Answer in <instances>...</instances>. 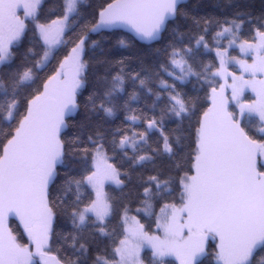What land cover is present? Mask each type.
I'll list each match as a JSON object with an SVG mask.
<instances>
[{
  "label": "snow or ice",
  "instance_id": "snow-or-ice-1",
  "mask_svg": "<svg viewBox=\"0 0 264 264\" xmlns=\"http://www.w3.org/2000/svg\"><path fill=\"white\" fill-rule=\"evenodd\" d=\"M0 264H264V0H0Z\"/></svg>",
  "mask_w": 264,
  "mask_h": 264
},
{
  "label": "trees",
  "instance_id": "trees-1",
  "mask_svg": "<svg viewBox=\"0 0 264 264\" xmlns=\"http://www.w3.org/2000/svg\"><path fill=\"white\" fill-rule=\"evenodd\" d=\"M15 226V225H14ZM258 260H259V257H258Z\"/></svg>",
  "mask_w": 264,
  "mask_h": 264
}]
</instances>
